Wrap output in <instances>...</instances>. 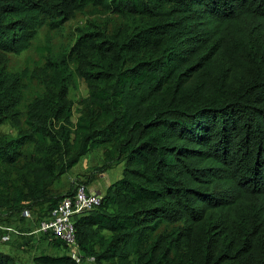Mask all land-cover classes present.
I'll list each match as a JSON object with an SVG mask.
<instances>
[{"label": "trees", "instance_id": "trees-1", "mask_svg": "<svg viewBox=\"0 0 264 264\" xmlns=\"http://www.w3.org/2000/svg\"><path fill=\"white\" fill-rule=\"evenodd\" d=\"M88 8L119 25L79 29L22 107L25 85L8 54ZM76 79L87 93L73 122ZM5 123L16 134L0 132V216L24 219L36 207L38 228L76 188L53 186L99 148L101 170L122 171L99 205L73 218L84 258L264 264V0H0ZM36 229L33 243L58 254L33 264H78L64 241ZM0 264L15 263L0 252Z\"/></svg>", "mask_w": 264, "mask_h": 264}, {"label": "rangeland", "instance_id": "rangeland-1", "mask_svg": "<svg viewBox=\"0 0 264 264\" xmlns=\"http://www.w3.org/2000/svg\"><path fill=\"white\" fill-rule=\"evenodd\" d=\"M107 18V16L93 13L91 8L85 9L76 13L72 19L62 23L57 29L52 30L46 25L37 28L27 49L19 54H8V70L19 73L25 85L22 107L34 96L42 93L47 74L51 73L54 65L59 64V57L70 51L79 29L89 23L107 25L108 30L111 26L117 27L119 25L116 18L108 20L109 23L106 21ZM86 93V85L79 79H76L69 86L68 95L73 102L74 110L73 122L78 116L79 100L85 97ZM0 132L7 135L16 134L14 127L7 123L0 126ZM102 163V151L99 148L90 150L53 186L52 193L66 195L79 183L100 189L101 192L105 191L108 185L121 176L122 164L103 171L101 170ZM97 194L101 195L100 193ZM39 217L36 207L32 208L30 218L20 219L16 212L0 216V252L8 255L15 264H33V258L39 253L58 254L57 250L51 248L43 240L33 243L34 240H38L37 233H31L37 228ZM6 226L14 230L10 242L1 240L3 228ZM84 264L97 263L85 262Z\"/></svg>", "mask_w": 264, "mask_h": 264}, {"label": "built area", "instance_id": "built-area-1", "mask_svg": "<svg viewBox=\"0 0 264 264\" xmlns=\"http://www.w3.org/2000/svg\"><path fill=\"white\" fill-rule=\"evenodd\" d=\"M100 200L101 196L99 194L89 191L85 184L79 183L71 195H67L59 201L50 218L40 222L36 231L50 232L64 241L68 247V255L76 263L94 262L93 258H84L78 251L73 218L75 215L89 211L99 205ZM21 215L28 218L30 217V211L23 209ZM4 229L8 232H14L11 227ZM9 239V233H5L1 238L2 241H8Z\"/></svg>", "mask_w": 264, "mask_h": 264}, {"label": "crops", "instance_id": "crops-1", "mask_svg": "<svg viewBox=\"0 0 264 264\" xmlns=\"http://www.w3.org/2000/svg\"><path fill=\"white\" fill-rule=\"evenodd\" d=\"M87 188H88V190L91 191V192H97V193H100V194H103V193H104V191L101 192L100 189L91 188V186H89V185H87Z\"/></svg>", "mask_w": 264, "mask_h": 264}]
</instances>
